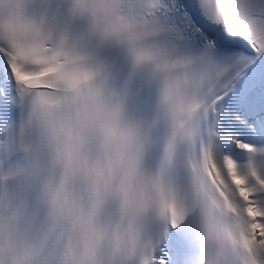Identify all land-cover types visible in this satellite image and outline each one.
<instances>
[{
    "label": "snow or ice",
    "instance_id": "6c2138e0",
    "mask_svg": "<svg viewBox=\"0 0 264 264\" xmlns=\"http://www.w3.org/2000/svg\"><path fill=\"white\" fill-rule=\"evenodd\" d=\"M0 264H264V0H0Z\"/></svg>",
    "mask_w": 264,
    "mask_h": 264
}]
</instances>
